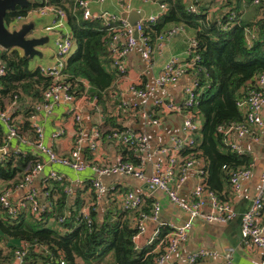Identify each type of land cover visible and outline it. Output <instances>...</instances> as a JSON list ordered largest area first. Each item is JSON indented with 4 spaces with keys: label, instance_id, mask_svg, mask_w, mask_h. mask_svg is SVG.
<instances>
[{
    "label": "built area",
    "instance_id": "1",
    "mask_svg": "<svg viewBox=\"0 0 264 264\" xmlns=\"http://www.w3.org/2000/svg\"><path fill=\"white\" fill-rule=\"evenodd\" d=\"M116 1L119 14L100 8L95 11L90 10V2L98 4L100 7L104 0H76V4L81 10L82 18L98 19L111 32L107 50L112 66L117 74L123 77L127 72V57L136 45L140 46L141 57L148 66L154 65L153 54L161 53L164 43L170 37L183 32L189 25L188 14L195 12L197 0H184L183 11L175 14L176 24L164 33L158 34L152 42L149 41L148 36L143 34L142 24L154 22L164 11L165 5L157 0H138L155 3L156 11L141 16L135 21L134 30L137 35L135 38L131 34V27L120 17L121 11L127 12L129 10L133 0ZM198 1L208 3L211 0ZM212 1L213 5L210 12L216 8L221 0ZM250 1L252 4H259L264 0ZM31 2L32 4L25 8L22 13L10 17L5 23L8 24L9 28H12L13 25H19L16 24V21H22L20 23L22 24L33 20L41 24L43 35L47 37V41L50 39L51 51L48 61L37 64L35 68L41 75L47 76L50 81L42 90L40 99H37L35 95L30 97L28 115H12L16 105L15 98L0 107V126L4 133V139L0 144L2 150L0 157L8 152H12V154L22 153L24 152L23 148L31 147L40 154L41 160L33 162L16 184L0 189V207L6 216L13 219L23 208H28L35 215L50 209L49 190L43 189L44 187L39 190L34 186L36 180H42L43 177L56 181L65 180L66 184L62 188L63 193L67 198L73 195L72 184L79 183L77 177L66 179L64 173H58L52 169H49L42 176L45 164L67 168L73 171L75 176H79V173L86 170L93 173V177L89 181L92 198L90 201H85L79 210L80 219L86 224L90 223L89 210L98 206L105 193L111 190V186L103 185L100 177L124 174L130 178L142 180L146 184V190L126 189L119 201L121 209L136 211V215L132 219L134 232L130 238L134 256L143 252L144 255L155 253L154 264H198L211 258H220L223 264H235L230 253L218 254L215 250L206 247H197L188 252L183 261H178L174 254L188 236L189 219L198 218L206 223L225 224L238 214L234 207V199H244L247 202V207L240 213L238 241L241 244H250L260 249L259 264H264V214L262 213L264 207V157L263 167L258 176V189L252 195L241 190V183L250 178L252 163L247 167L235 169L229 174L228 185L233 199L230 201L221 200L213 191L206 188L203 182L200 160L187 153L193 144L191 134L199 125L189 108L195 102L194 89L198 83V76L204 71L197 41L193 37H189L183 50L184 61L180 62L175 55L169 56L151 84L144 83L140 86L133 81L126 84L127 90L137 99L146 100L164 85L175 84L186 74L190 76L189 84L183 88L180 100L174 101L171 98L158 97L153 98L151 102L152 106L160 112L177 115L176 130L169 137L170 147L167 149L157 146L148 149L147 137L143 133L123 126L120 129L107 131L104 137L114 144L124 145L132 150L136 159L134 161L118 159L112 164H102L97 162L98 145L102 136L100 126L102 116L95 107L96 122L88 130H84L83 111L87 104L92 106V102H88L85 96L81 94L76 97L71 92V84L66 81L65 73L62 72L64 62L74 47V41L66 22V13L60 6L51 4L48 0H31ZM232 16L233 12H230L229 17ZM245 39L248 43L247 34H245ZM3 73L4 67L0 64V76ZM76 82L81 84L84 89L87 88L86 80L76 79ZM239 92L235 106L241 114V119L231 121L227 125H219L217 131L222 135V142L227 148L237 154H242L246 149L240 141L249 139L251 142H258V132L264 131V121L261 116L264 109V72L253 78V84L250 88L246 87L244 90L242 88ZM116 97L123 109L137 107V105H129L117 94ZM60 104L65 106L63 118L67 117L72 125L71 139L66 156L59 155L53 150L51 143L45 141L43 131L44 118ZM139 116L148 120L152 125H157L159 122L157 118L150 117L146 110H139ZM17 120L27 122L26 132L20 133L18 131ZM64 126V120H58L55 128L49 134V140L64 136ZM14 140L17 146H11L10 143ZM84 149L90 151L91 157L89 159L81 158ZM156 156H164V163L155 162L151 173H146L144 163ZM189 171L194 174L196 181L190 190L189 198L180 200L178 191ZM147 189L160 191L165 202L175 205L187 214L188 221L179 226H174L168 221H162L160 214L163 203L159 199H154L149 204L147 212L140 210L143 196L148 195ZM15 192L19 193L13 198L12 195ZM65 214L66 212L63 211L58 215V223L63 221ZM161 226L169 227V232L155 242ZM152 245V249L147 250ZM24 252L23 245L17 247L13 252L12 264H27L24 263ZM57 264L65 263L60 259Z\"/></svg>",
    "mask_w": 264,
    "mask_h": 264
},
{
    "label": "trees",
    "instance_id": "2",
    "mask_svg": "<svg viewBox=\"0 0 264 264\" xmlns=\"http://www.w3.org/2000/svg\"><path fill=\"white\" fill-rule=\"evenodd\" d=\"M157 1L165 5L164 11L154 22L142 24L143 34L149 37L150 42L175 25V14L181 13L184 8V0ZM48 2L65 11L67 26L74 41L62 72L71 84V92L76 97L84 95L88 102H92V106H85V111L91 115L95 113V107L98 109L102 116L100 126L103 138L107 131L123 128L118 123L114 124V118L106 112L107 105L122 108L115 92L121 76L112 66L107 50L111 32L98 19L82 18L76 0ZM212 3V0L208 3L197 0L195 12L188 14L189 26L186 29L199 45L204 71L198 76L194 89L195 102L189 108L199 125L191 134L193 144L187 153L200 160L206 188L221 199L229 190V174L251 163V156L246 150L237 154L223 144L217 126L241 119L235 106L236 97L242 88L252 86L257 74L264 72V1L252 4L250 0H221L210 12ZM23 11L16 8L6 12L4 21ZM230 12H233L232 17H229ZM0 64L4 67V73L0 76V107L15 98L12 115H28L30 97L35 95L40 99L49 78L41 75L36 68H29L28 57L16 50L1 52ZM76 79L86 80L87 88L84 89ZM151 109L157 110L153 106ZM17 128L20 133L26 132L27 122L17 120ZM3 139L0 126V144ZM120 146L128 155L122 160L136 159L132 150ZM23 149L22 153L8 152L0 157V189L16 184L33 162L41 160L40 154L31 147ZM84 151L88 153L85 158H90V151ZM42 180L43 189L49 190L51 200L48 211L35 215L28 208H23L15 218L9 219L0 207V264H12L13 252L21 245L25 250L24 263L27 264H57L60 259L65 264H77L76 260L82 264H100L103 261L107 264H154L155 253L132 254L130 238L134 229L131 217L133 219L136 211L117 207L113 199L105 194V204L101 209L96 206L89 210L90 223L86 224L80 219L79 210L85 204L81 195L87 184L84 187L75 186L73 195L67 198L62 191L65 180L44 177ZM123 190L118 189L116 193L120 194ZM91 198L92 193L87 200ZM153 200L150 196H143L140 210L147 212ZM238 203L241 211L237 209L239 213L236 217L220 224L225 225L232 235L238 234L240 213L247 207L244 199ZM63 211L66 212L65 217L58 223L57 217ZM169 229L161 226L155 242ZM8 238L18 240L19 245H5ZM152 247L149 246L147 250Z\"/></svg>",
    "mask_w": 264,
    "mask_h": 264
},
{
    "label": "crops",
    "instance_id": "3",
    "mask_svg": "<svg viewBox=\"0 0 264 264\" xmlns=\"http://www.w3.org/2000/svg\"><path fill=\"white\" fill-rule=\"evenodd\" d=\"M90 10L95 11L98 8L106 10L112 13H118V4L116 0H104V2L98 6L93 2L89 3ZM134 9L135 12L141 13L142 16L154 13L156 11V4L150 2H140L138 0H133L130 3L129 10ZM128 10V11H129ZM122 12V11H121ZM189 26V25H188ZM187 26V27H188ZM192 37L189 29H186L183 32H180L169 38L168 41L164 43V46L161 50V53L153 54L154 65L151 67L148 66L147 62L141 57V48L136 45L127 57V72L121 77V80L116 84V94L119 95L124 101L128 102L129 105H137L136 108H120L119 106H114L113 108L110 105H107L106 112L109 114V117L114 118V124L118 123L121 126L129 127L136 132L143 133L147 137L148 149H153L157 146L164 148H169V137L174 134L177 124V115L174 113H162L159 110L154 111L152 108L153 98H171L174 101L180 100L182 97V90L185 86L189 84L190 76L188 74L184 75L177 83L168 84L161 87L159 90L155 91L146 100L137 99L131 92L126 88V84L129 81L138 83L140 86L144 83L151 84L156 75L158 74L161 66L171 55H175L180 62L184 61L185 56L183 50L186 46L187 39ZM38 50L42 53L40 57L43 63L48 61L49 53L51 51V45H43L37 47ZM45 54V57H43ZM39 64V63H37ZM146 110L150 117H155L159 120L157 125H152L148 120L143 119L139 116V110ZM149 110V112H148ZM65 111L64 105H58L53 109L51 114L43 120V131L44 139L47 142L51 143L53 150L59 154L66 156L68 154L69 141L71 139L72 125L70 120L65 117L63 118ZM85 111V110H84ZM153 112V113H151ZM261 116L264 121V109L262 110ZM97 115L95 113L83 114V124L84 130H88L93 123L96 122ZM64 120L65 134L62 137L49 140V134L55 128L56 122L58 120ZM109 124V123H108ZM259 141L251 142L249 139L241 140V145L246 149V152L251 156V173L250 178L247 181L241 183V190L250 195L254 194L258 189V176L263 167V157H264V131H259ZM11 146H17L16 141H11ZM123 149V150H122ZM85 151L83 152L81 158H85ZM128 155L124 153L123 146L112 143L110 140L105 137L99 140L98 151H97V162L102 164H112L118 159L126 158ZM91 157V156H90ZM165 161L164 156H156L152 160L144 163V171L146 173H151L152 166L155 162L163 164ZM52 169L58 173H64L65 178H75L77 177L79 183H73V188L75 186L84 187V184H87L85 191L82 193V197L85 201L89 195L90 191V178L93 177V173L89 170L79 173V176H75L73 171L60 167L45 164L42 176L49 170ZM42 178V177H41ZM43 179V178H42ZM133 178L126 176L124 174H116L112 176H102L100 177L101 182L106 187L111 186V190L106 192L114 203L119 207V201L122 193L126 189H132L134 191H141L140 187H137L133 182ZM43 180H36L35 185L39 190L44 187L42 182ZM196 178L192 172H188L184 183L178 191V196L180 200H187L189 198V193L191 188L194 186ZM124 188L122 193H116V190ZM155 191L158 192V195L155 196ZM19 192H15L12 197L18 195ZM152 199H159L162 204V210L160 214V219L162 221H168L171 224H175V221L178 220L181 224L188 221V216L182 210L177 208L175 205L167 203L162 198V193L158 190H153L150 193L147 192ZM105 198V195H104ZM221 200H230L232 201V194L227 190V194L224 195V198ZM241 199H234V207L241 211L238 203ZM105 204V201L97 206V209ZM238 212V211H237ZM239 213V212H238ZM264 214V211L262 210ZM132 220V217H131ZM180 224V225H181ZM200 223H193L189 219V229L188 236L184 242H182L174 257L178 261H183L185 255L194 250L197 247H206L212 250H215L218 254L230 253L235 264H259L261 251L260 249L247 244H241L238 241V234H231L226 230L225 225L208 223L210 226L205 228L199 225ZM175 226V225H174ZM2 243L0 242V245ZM5 245H19V241L13 238H8L5 240ZM3 247V246H2ZM109 259V257H106ZM77 264H82L79 260H76ZM100 264H107L105 261L99 262ZM198 264H223L220 258H211L207 259L204 262Z\"/></svg>",
    "mask_w": 264,
    "mask_h": 264
},
{
    "label": "water",
    "instance_id": "4",
    "mask_svg": "<svg viewBox=\"0 0 264 264\" xmlns=\"http://www.w3.org/2000/svg\"><path fill=\"white\" fill-rule=\"evenodd\" d=\"M29 0H0V48L3 50H16L22 53L23 56L29 59L33 56L41 57L42 53L37 47L47 42L45 35L37 36L29 34L37 21H28L19 25H13L9 28L8 24L4 21V15L8 11H14L16 7L25 9L29 5ZM141 13L135 12L131 9L127 12H121L120 17L123 18L127 24L131 27V34L136 38V32L134 30L135 21L141 17ZM2 150L0 149V155ZM132 182L140 189L146 190V184L139 179H132ZM150 193L152 190L147 189Z\"/></svg>",
    "mask_w": 264,
    "mask_h": 264
},
{
    "label": "rangeland",
    "instance_id": "5",
    "mask_svg": "<svg viewBox=\"0 0 264 264\" xmlns=\"http://www.w3.org/2000/svg\"><path fill=\"white\" fill-rule=\"evenodd\" d=\"M30 2H31V0H30ZM32 17H34V16L32 15ZM21 22L22 21H16V24H20ZM29 34L43 35L44 32L42 31L41 24L35 25L33 27V29L29 32ZM43 45H50V39L46 43L42 44L41 46H43ZM4 51L5 50L0 48V53L1 52L3 53ZM41 61H42V59L40 57L33 56L30 59L28 58V64L27 65H28L29 68L34 69L36 67L37 63H40ZM83 113H87V111H83ZM154 194H155V196H157L158 192L155 191ZM191 220H192L193 223H200L199 225L202 226V227H205V228L210 226L208 223H206V222H204V221H202L201 219H198V218H192ZM180 224L181 223L178 220H176L174 225L175 226H179Z\"/></svg>",
    "mask_w": 264,
    "mask_h": 264
},
{
    "label": "flooded vegetation",
    "instance_id": "6",
    "mask_svg": "<svg viewBox=\"0 0 264 264\" xmlns=\"http://www.w3.org/2000/svg\"><path fill=\"white\" fill-rule=\"evenodd\" d=\"M31 4H32V2H30V0H29V4H28V5H31ZM16 8H18V7H16ZM16 8H15V9H16Z\"/></svg>",
    "mask_w": 264,
    "mask_h": 264
}]
</instances>
